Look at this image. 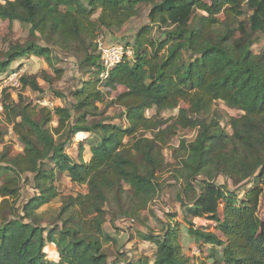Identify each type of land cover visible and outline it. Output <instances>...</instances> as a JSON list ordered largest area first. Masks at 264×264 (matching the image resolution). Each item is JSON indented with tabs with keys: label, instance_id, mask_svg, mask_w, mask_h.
<instances>
[{
	"label": "trees",
	"instance_id": "obj_1",
	"mask_svg": "<svg viewBox=\"0 0 264 264\" xmlns=\"http://www.w3.org/2000/svg\"><path fill=\"white\" fill-rule=\"evenodd\" d=\"M230 2L233 7L244 1ZM144 5L150 6V24L138 31L132 46L125 45L132 48L133 61L126 57L102 77L101 33L121 31ZM246 6L251 12L247 23L228 26L221 34L215 5L201 0H0V20L30 26L32 37L39 34L62 50L84 52L81 67L90 78L75 91L72 107L32 106L23 96L6 105L13 90H4L2 106L25 150L0 166V264H151L148 258L131 259L121 248L114 250L119 243L104 229L108 216L114 230L119 231L121 222L143 228L141 240L156 247L155 264H195L185 248L201 243L222 248L213 264H264L259 216L264 197V53L252 52L254 36L264 33V0H249ZM242 8L226 13L239 18L245 14ZM196 11L208 14L200 31L192 25ZM174 14H183L185 21L174 25ZM51 55V49L35 41L14 45L0 61V78L32 56L50 61ZM119 88L124 90L116 103L125 108L127 127L102 117L99 108L104 92ZM21 89L41 92L29 73L21 78ZM217 102L243 115L227 119L222 111L213 112ZM181 103L189 108L164 129L160 115ZM152 109L157 113L148 118ZM203 115L212 116L199 119ZM55 118L57 127L52 126ZM173 126L198 130L194 141L181 143L182 160L169 185L170 191L178 190L175 201L186 226L161 221L165 231L159 234L139 216L161 192L160 150ZM149 133L152 138L144 135ZM89 135L97 139L90 143L89 161H84L81 142L80 161H74L67 153L72 138ZM27 174L34 176L37 193L19 206ZM62 174L87 192L68 196L47 222L40 209L59 199L56 181ZM250 184L255 187L239 202L238 192ZM176 216L170 214L168 220ZM195 219L216 223L223 240L205 226L197 228ZM48 245L57 249L59 260L48 258Z\"/></svg>",
	"mask_w": 264,
	"mask_h": 264
},
{
	"label": "rangeland",
	"instance_id": "obj_2",
	"mask_svg": "<svg viewBox=\"0 0 264 264\" xmlns=\"http://www.w3.org/2000/svg\"><path fill=\"white\" fill-rule=\"evenodd\" d=\"M161 1V0H156ZM204 3L209 5H215L217 9V15L214 17V21L220 22L218 30L221 34L226 31L228 26H233L234 29L237 27V23L240 21H244L247 23L251 12L246 6L247 1L243 0V3L236 2L232 7L230 4V0H201ZM239 7H243L244 15L242 17H235L233 15L229 16L226 11L232 9L236 11ZM150 12V6H142L140 14L128 22L121 31L117 33H110L106 30H103L100 37L104 36V41L107 44H115V45H133L134 37L138 33V31L150 24V20L148 18ZM196 17L192 20V25L195 30L200 31L204 27L203 16L208 17L207 13L202 11H196ZM99 16V13L97 17ZM175 23L174 25L182 24L186 16L183 14L178 15L174 14L173 16ZM99 40V39H98ZM29 41H35L39 46L47 47L51 49L52 55L51 60H47L41 57L32 56L30 60L26 63L27 73L30 74L31 77L37 79L41 92H36L31 89L22 90L19 86L18 88H12L11 90L13 95L6 101V105L10 101H19V97L23 96L25 101L32 106H41V107H49L54 109L56 107H72L76 100L74 98V93L78 89L82 87V85L87 82L90 78L87 73H83L84 68L81 67V62H83L86 58L84 52L81 53L69 52L68 50H62L54 43L48 42L41 35H37L36 37L31 36V28L30 26L23 25L19 22H13L12 24L9 21L0 20V61L4 58L5 54L10 50V48L14 45L21 44L24 45ZM254 43L252 46V52L254 56H260L264 53V33H258L254 36ZM98 43V41H97ZM94 55H97L94 53ZM133 56L131 57V61H133ZM22 67V66H21ZM124 89L119 88L118 90H114L110 93L107 91L104 92L105 101L99 104L100 111L103 112L104 118L110 120L111 123L117 124L123 127L128 126L127 117L125 114V108L116 103L117 97L122 93ZM59 95H62L63 98H60ZM189 106L185 103H181L179 107L175 110H169L162 112L160 118L163 121H166V125L163 127L164 129H168L172 125L175 124V119L178 117L181 109H188ZM216 110L222 111L224 113L225 118L229 117H241L243 115L242 112L235 111L226 107V105L222 102H217L213 107V112ZM157 113L156 109L148 110L146 115L148 118L155 116ZM212 115H203L199 116V119H207L211 118ZM100 119V118H99ZM16 121H20L16 120ZM191 121V120H190ZM189 121V122H190ZM57 119L55 118L53 127H57ZM222 128L226 133L232 134V129L228 125L227 121L221 122ZM173 134H168L165 136V147H161L160 153L163 156L164 165L158 171L157 179L161 185V192L155 199L153 206L148 209L151 214V209L156 205V213H152L151 215L155 216L156 214L161 217V219L166 220V222L171 221L174 225L180 223L182 226H186V223L183 221V215H181L182 208L180 205L176 203V196L178 190L176 187H173L172 191L169 190V185L174 183L176 171H178V167L180 165V161L182 160V153H180L179 147L182 142L190 143L195 140L198 130L189 128L182 130L180 128H176L173 126L171 128ZM148 138H152V134H144ZM92 140H97L95 136H88L85 138L73 137L71 145L67 148V153L73 158L74 161H80V142L84 146L83 157L84 161H89L90 153V143ZM25 150L24 144L21 142L18 134L14 130V124L10 123L7 119L6 112L4 110V106H2V102H0V166H5L8 161L22 154ZM7 155L6 160H3V156ZM141 161V160H139ZM33 175L27 174L24 177V181L21 184V199L19 202V206L23 205L25 201L29 199V197H33L36 195V191L32 189V179ZM222 181L217 183L218 186L222 185ZM1 185V181H0ZM56 185L60 191L59 199L55 200L49 206H44L40 209V213H42L45 220L51 221L57 214V211L61 204L68 196H77V194L86 193V187H80L72 184L67 174L59 175L56 181ZM234 185V184H233ZM255 187L254 184H250L245 186L241 191L238 192L237 200L240 202L246 196V193L249 190H252ZM172 196H170V194ZM2 198L0 197V203ZM224 204L220 205V212L223 214ZM175 214L176 218L172 220H168V215ZM259 216L263 220L264 224V197L261 198L260 208H259ZM111 219V216L107 217V223ZM206 224L203 229H206L207 232H212L216 234L219 238L223 240V236L217 232L216 226L217 224L214 222H210L207 220H202L201 224ZM125 222H121L119 226H123ZM108 230L110 229V223L107 224ZM129 225V224H125ZM163 225V224H162ZM124 227V226H123ZM199 229L201 227L198 226ZM149 228V227H148ZM149 230H153L149 228ZM110 231V230H109ZM155 231V230H153ZM165 227L163 225L162 230L156 233H164ZM222 248H217L215 244L205 243V244H192L186 250V255L193 261L195 264H213L214 259L218 258L220 255V250Z\"/></svg>",
	"mask_w": 264,
	"mask_h": 264
},
{
	"label": "crops",
	"instance_id": "obj_3",
	"mask_svg": "<svg viewBox=\"0 0 264 264\" xmlns=\"http://www.w3.org/2000/svg\"><path fill=\"white\" fill-rule=\"evenodd\" d=\"M152 209L156 213L157 211L156 205L152 207ZM151 214L147 209L146 211L141 212L139 218L147 227L152 228L153 230L159 232L160 230H162L163 227L161 221L166 223V220L161 219V217H159L157 214L156 216H153ZM201 221L202 219H195L197 228L200 225L206 226L204 221L202 224ZM108 223H106L104 226L105 231L107 233L112 234L113 237H115L117 242L119 243L118 246L114 247V250L116 249L117 251L121 248V251L128 252V255L130 256L131 259L140 260L143 258H148L152 263L153 254L156 252V247L151 243L144 242L141 240L140 232L144 233V230L141 226H139L138 224H134L132 222H125L123 224L124 227L119 226L120 229L118 231V230H114L112 225L110 224V229H109L110 231H109L107 229ZM125 224H129V225H125ZM46 251L48 252V258L50 260H54V261L59 260V254L55 247H53L52 245H48Z\"/></svg>",
	"mask_w": 264,
	"mask_h": 264
},
{
	"label": "built area",
	"instance_id": "obj_4",
	"mask_svg": "<svg viewBox=\"0 0 264 264\" xmlns=\"http://www.w3.org/2000/svg\"><path fill=\"white\" fill-rule=\"evenodd\" d=\"M98 48L101 51L103 65L105 67V72L102 74L104 78L108 76L110 70L120 64L126 57L131 58L134 54L130 47L107 44L104 41V36L99 38ZM25 66L14 68L8 75L0 78V102L5 89L21 87V78L28 72Z\"/></svg>",
	"mask_w": 264,
	"mask_h": 264
}]
</instances>
